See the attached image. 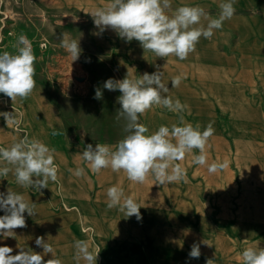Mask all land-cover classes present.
I'll return each instance as SVG.
<instances>
[{
  "label": "rangeland",
  "instance_id": "374dc122",
  "mask_svg": "<svg viewBox=\"0 0 264 264\" xmlns=\"http://www.w3.org/2000/svg\"><path fill=\"white\" fill-rule=\"evenodd\" d=\"M220 2L172 0V8L199 5L215 18ZM106 3L0 0V52L15 53L24 34L37 58L36 87L27 99L13 103L0 94V113L22 119L17 128L0 116V147L28 135L54 149L59 168L58 182L39 191L20 188L12 174L0 178V192L10 188L24 194L37 213H25L27 227L15 229L14 237H0V246L13 248V255L21 248L43 255L35 239L44 237L63 264H75L78 239L100 250L97 264H206L207 259L242 264L245 248L264 247V1L236 0L234 16L211 39L201 38L182 61L144 52L138 41L126 42L111 29L97 35L90 12ZM63 33L79 40L77 61L61 47ZM157 70L169 95L186 105L184 119L201 130L212 125L208 164L227 160L229 167L209 174L207 166L194 164L199 154L194 150L179 162L186 182L160 185L149 177L135 184L123 172L92 173L79 155L87 144L114 145L126 135L124 121L117 120L121 93L108 91L104 82ZM177 75L182 82L171 88ZM97 88L102 99H94ZM177 121L176 113L158 106L140 117L150 131ZM77 167L86 175L69 172ZM113 185L141 206V219L107 207L106 190ZM194 243L200 246L199 259L188 255Z\"/></svg>",
  "mask_w": 264,
  "mask_h": 264
},
{
  "label": "clouds",
  "instance_id": "9594fccd",
  "mask_svg": "<svg viewBox=\"0 0 264 264\" xmlns=\"http://www.w3.org/2000/svg\"><path fill=\"white\" fill-rule=\"evenodd\" d=\"M236 0H221L218 5V17H210L199 5H180L174 10L172 0H107L104 6L90 12L99 35L107 29L113 30L126 42L138 41L144 52H151L156 57L174 56L185 60L192 53L201 38L211 39L216 30L222 28L235 12ZM207 21V23H203ZM60 45L70 55L71 62L77 61L81 54L79 40L62 34ZM16 52H0V94L10 98L14 103L18 98L27 99L36 87L35 62L31 42L26 35L18 36ZM171 88H177L182 76L171 79ZM103 87L108 91L118 90L120 108L117 120H123L126 135L114 145L97 143L95 147L87 144L81 159L92 173L99 174L104 169L114 173L123 172L127 179L135 184H144L149 177L157 184L186 182V171L179 163L186 154L198 150L193 156L197 166H207L209 174H216L229 167V162L208 164L207 146L214 134L211 124L201 130L200 125H193L184 119L186 105L179 99H173L168 84L164 82L163 72L157 70L145 72L138 77L129 75L122 80L109 78ZM94 99H102L99 88L95 90ZM154 106L162 107L178 115V121L160 125L156 130L140 122ZM6 124L19 128L22 119L14 113L3 112ZM22 118V114H21ZM57 133L54 131L53 135ZM58 165L54 159V149L36 138L24 135L8 147H0V178L12 174L16 184L23 189L41 190L48 188L49 182H58ZM76 177L86 175L84 167L69 169ZM107 207L117 209L126 217L136 216L141 219V206L131 196H126L123 189L113 185L106 190ZM0 237H14V230L27 227L25 213L35 216L36 204L26 199L24 194L11 190L0 192ZM206 244L205 242H203ZM35 244L43 249V255L21 248L13 255V248L0 246V264H63L57 258L51 244L44 237H37ZM75 264H97L100 250H91L87 240L74 242ZM51 254L50 259L44 256ZM189 258L199 259L200 246L194 243ZM242 264H264V247H247L242 253ZM206 264H214L207 259Z\"/></svg>",
  "mask_w": 264,
  "mask_h": 264
},
{
  "label": "crops",
  "instance_id": "0c3cea01",
  "mask_svg": "<svg viewBox=\"0 0 264 264\" xmlns=\"http://www.w3.org/2000/svg\"><path fill=\"white\" fill-rule=\"evenodd\" d=\"M253 1H264V0H253ZM2 98H3V97H2ZM0 100H1V99H0ZM10 110H11V111H16L15 109H11V108H10ZM16 112H17V111H16ZM17 114H18V112H17Z\"/></svg>",
  "mask_w": 264,
  "mask_h": 264
},
{
  "label": "built area",
  "instance_id": "2783aa9c",
  "mask_svg": "<svg viewBox=\"0 0 264 264\" xmlns=\"http://www.w3.org/2000/svg\"><path fill=\"white\" fill-rule=\"evenodd\" d=\"M46 45V43H44V46Z\"/></svg>",
  "mask_w": 264,
  "mask_h": 264
}]
</instances>
